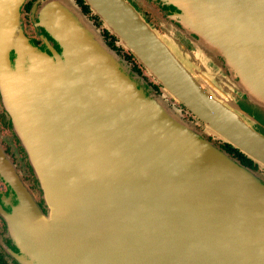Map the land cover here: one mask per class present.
Returning <instances> with one entry per match:
<instances>
[{
    "label": "water",
    "instance_id": "95a60500",
    "mask_svg": "<svg viewBox=\"0 0 264 264\" xmlns=\"http://www.w3.org/2000/svg\"><path fill=\"white\" fill-rule=\"evenodd\" d=\"M24 1L0 0L1 104L42 192L39 205L12 184L0 213L17 263L264 264V174L182 120L73 0L42 5L32 23L55 48L37 47ZM82 1L169 96L264 168V0H205L185 16L195 28L164 35L125 0Z\"/></svg>",
    "mask_w": 264,
    "mask_h": 264
},
{
    "label": "flooded vegetation",
    "instance_id": "af4514ba",
    "mask_svg": "<svg viewBox=\"0 0 264 264\" xmlns=\"http://www.w3.org/2000/svg\"><path fill=\"white\" fill-rule=\"evenodd\" d=\"M49 0H26L19 8V20L23 33L39 47H43V38L47 43L55 48L54 43L46 37L44 32L35 27L32 21L37 18L39 9ZM136 12L140 14L143 21L151 28L163 32L161 28H195L190 22L185 20L188 14L187 9H193L194 12L200 11L205 0H125ZM78 9L85 15L89 21L97 28L107 45L110 46L120 57L126 60L131 70L139 75L148 86H150L157 94H161V86L154 84L148 77L142 73V68L136 64L133 57L123 53L116 45V38L106 31L100 19L91 13L89 8L84 5L82 0H73ZM227 4H230L227 2ZM227 7V5H226ZM225 7V10L227 8ZM187 11V13H184ZM178 40L184 44L182 37ZM185 46L190 47L185 43ZM221 61V59L219 58ZM222 62V61H221ZM170 105H174L179 109L183 118L191 121L197 127L202 122L197 119L190 111L175 103L172 99L168 100ZM198 124V125H197ZM212 139L211 137H209ZM219 147L224 145L223 142L217 140ZM258 169L257 166L253 168ZM19 183L37 204H41L40 193L37 192L31 175V170L27 165L23 151L18 141L12 133L11 122L7 114L0 106V213L4 214L5 208L12 207L17 201L16 195H12L11 185ZM16 249L10 243L7 237V228L4 220L0 216V264H18L15 258Z\"/></svg>",
    "mask_w": 264,
    "mask_h": 264
},
{
    "label": "rangeland",
    "instance_id": "374dc122",
    "mask_svg": "<svg viewBox=\"0 0 264 264\" xmlns=\"http://www.w3.org/2000/svg\"><path fill=\"white\" fill-rule=\"evenodd\" d=\"M187 11H188V13H192L194 10L193 9H187ZM187 11H185L184 13H187ZM195 12H193V14H194ZM142 18V17H141ZM33 24V23H32ZM34 26V25H33ZM151 28V27H150ZM104 29V28H103ZM154 29V28H153ZM155 31H156V33H158L159 35H164L163 34V32L161 33V32H159L158 30H156V29H154ZM99 31V30H98ZM110 34V33H109ZM182 40L184 41V45H185V43H186V41L184 40V38H182ZM104 41V40H103ZM105 42V41H104ZM183 44V43H182ZM116 45L118 46V47H120V49H121V51L123 52V53H125V54H127V55H130V53L126 50V49H124L122 46H121V44L119 43V41L118 40H116ZM190 48L188 49V50H190L193 54H195V53H197L196 52V49H194V47L193 46H191L190 44H187ZM117 54V53H116ZM118 55V54H117ZM119 56V55H118ZM120 57V56H119ZM120 58H122V57H120ZM123 59V58H122ZM124 61H125V63H126V65L128 66V68L131 70V67L129 66V64L126 62V60L125 59H123ZM134 61L136 62V64H138L137 63V61L134 59ZM219 63L221 64L222 62L219 60ZM139 65V64H138ZM141 68H142V73L144 74V76H146V77H148V79H150L154 84H157L158 85V83L151 77V76H149V74L146 72V70L141 66V65H139ZM132 71V70H131ZM135 73V72H134ZM140 77V76H139ZM141 78V77H140ZM162 88V87H161ZM161 94H157L155 91H154V94L157 96H161L165 101H166V105L169 107V108H174V109H177L174 105H170L169 103H168V100L169 99H172L175 103H177L171 96H169L163 89H161ZM179 104V103H178ZM0 106H1V108H2V110L5 112V110H4V108H3V106H2V104H1V99H0ZM178 111H179V109H177ZM6 113V112H5ZM179 113H180V111H179ZM7 114V113H6ZM181 114V113H180ZM7 116H8V114H7ZM9 117V116H8ZM10 119V118H9ZM181 119L182 120H184V121H187V122H190V123H192L191 121H189V120H187V119H185V118H183L182 117V115H181ZM193 124V123H192ZM198 130H200L202 133H205L206 134V139H210L209 137H211L213 140H215V142L217 143V140H219L216 136H215V134L214 133H212L210 130L208 131V129L204 126V124H201L199 127H197L195 124H193ZM198 125V124H197ZM12 129V128H11ZM12 133H13V131H12ZM13 135H14V133H13ZM15 136V135H14ZM16 138V137H15ZM17 140V139H16ZM222 142V141H221ZM19 143V142H18ZM218 144V143H217ZM20 145V144H19ZM20 148H21V146H20ZM21 150H22V148H21ZM23 151V150H22ZM23 154H24V156H25V159H26V162H27V158H26V155H25V153L23 152ZM27 165H28V163H27ZM28 167H29V165H28ZM30 168V167H29ZM31 170V169H30ZM257 171L258 172H260V173H263L264 174V168H262V167H258V169H257ZM31 175H32V173H31ZM32 178H33V181H34V186H35V188H36V190H37V192L38 193H40V200H41V198H42V192H41V190L40 189H38V187L36 186V184H35V180H34V177H33V175H32ZM33 199V198H32ZM35 202V201H34ZM36 203V202H35ZM37 204V203H36ZM16 255L19 257V253H16Z\"/></svg>",
    "mask_w": 264,
    "mask_h": 264
},
{
    "label": "trees",
    "instance_id": "16d2710c",
    "mask_svg": "<svg viewBox=\"0 0 264 264\" xmlns=\"http://www.w3.org/2000/svg\"><path fill=\"white\" fill-rule=\"evenodd\" d=\"M83 2V1H82ZM85 5V4H84ZM86 6V5H85ZM108 47H110L109 45H107ZM113 50V49H112ZM131 56V55H130ZM132 57V56H131ZM228 155H230L231 157L235 158L236 160H238L240 162L241 165L248 167L250 169L255 168V166H257L256 164H254L251 160H249L248 158H246L245 156H243L241 153H239L236 149L232 148L230 145L225 144L221 147ZM255 170V169H253Z\"/></svg>",
    "mask_w": 264,
    "mask_h": 264
}]
</instances>
